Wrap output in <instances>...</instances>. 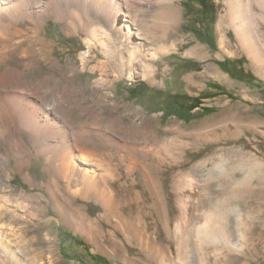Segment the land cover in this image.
Instances as JSON below:
<instances>
[{"label": "rangeland", "instance_id": "1", "mask_svg": "<svg viewBox=\"0 0 264 264\" xmlns=\"http://www.w3.org/2000/svg\"><path fill=\"white\" fill-rule=\"evenodd\" d=\"M211 1L213 12L206 15L197 0H177L176 28L166 40L154 39L149 22V35L140 33L141 54L133 58L126 47L109 56L96 44L86 74L76 70L80 53L89 51L85 40L94 39L91 29L78 27L69 35L66 22L48 21L53 54L25 72V82L50 95L70 88L79 105L66 114L69 121L89 124L87 131L97 136L131 138L137 162L132 179L139 183L133 192L113 185L124 220L96 205L83 210V223L96 228L86 235L71 218L55 214L49 196L33 200L43 190H32L17 174L11 187L23 194L30 217L14 225L27 239L37 236V247L39 237L43 247L38 211L50 210L47 218L57 222L58 252L42 263L264 264V66L255 70L240 48L230 0ZM98 61L104 67L91 72ZM11 63L21 66L17 59ZM156 128L164 134H153ZM145 146L152 154L161 150L160 156L142 158ZM148 163L153 191L143 181ZM30 164L37 187L46 178L34 150ZM139 231L152 243L137 237Z\"/></svg>", "mask_w": 264, "mask_h": 264}, {"label": "bare ground", "instance_id": "2", "mask_svg": "<svg viewBox=\"0 0 264 264\" xmlns=\"http://www.w3.org/2000/svg\"><path fill=\"white\" fill-rule=\"evenodd\" d=\"M229 5L237 42L249 55L250 65L258 70L264 66V0H230ZM50 19L66 22L71 29L69 35L76 34L78 27L85 32L91 29L94 39L85 40L89 51L80 53V69L76 70L86 74L92 62L90 49L96 44L109 56L126 47L133 58L141 54L140 33L149 35V22L156 27L154 39L166 40L179 23L180 9L177 0H0V264H58L42 263L48 253L58 252L57 222L47 218L50 210L38 211L40 225L46 231L43 247H39V237L37 247V236L27 239V234L14 225L29 222L30 217L21 201L23 194L11 187L17 174L32 190H43L31 196L33 200L39 202L49 196L55 214L71 218L75 230L86 235L92 225L90 220L83 223L88 220L82 218L83 210L96 205L108 216L124 220L113 185L133 192L139 183L132 179L137 162L131 138L97 136L87 131L89 124L69 121L66 114L74 104L79 105L70 88H59L50 95L38 85L25 82V72L39 67L53 54L54 44L45 29ZM189 54L195 57L196 51ZM14 59L21 61V66L7 64ZM103 67L104 63L98 61L91 72ZM210 72L212 69L207 75ZM94 127L100 129L101 125ZM160 131L156 128L152 133L163 135ZM33 150L43 160L41 172L46 178L37 187L29 173ZM160 151L152 154L145 146L140 153L149 160L158 158ZM150 163L143 169L142 183L153 191ZM75 219L81 222L76 225ZM92 232L96 233V228ZM136 236L152 243L148 234L139 231Z\"/></svg>", "mask_w": 264, "mask_h": 264}, {"label": "flooded vegetation", "instance_id": "3", "mask_svg": "<svg viewBox=\"0 0 264 264\" xmlns=\"http://www.w3.org/2000/svg\"><path fill=\"white\" fill-rule=\"evenodd\" d=\"M197 2L206 15H209L213 12V4L211 0H197Z\"/></svg>", "mask_w": 264, "mask_h": 264}, {"label": "trees", "instance_id": "4", "mask_svg": "<svg viewBox=\"0 0 264 264\" xmlns=\"http://www.w3.org/2000/svg\"><path fill=\"white\" fill-rule=\"evenodd\" d=\"M92 259L95 260L96 262H97L98 260H100V258L97 257V256L92 257Z\"/></svg>", "mask_w": 264, "mask_h": 264}]
</instances>
